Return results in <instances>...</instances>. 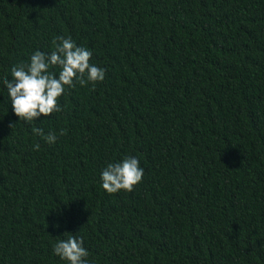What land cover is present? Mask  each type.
I'll return each mask as SVG.
<instances>
[{
    "label": "trees",
    "instance_id": "trees-1",
    "mask_svg": "<svg viewBox=\"0 0 264 264\" xmlns=\"http://www.w3.org/2000/svg\"><path fill=\"white\" fill-rule=\"evenodd\" d=\"M57 37L105 78L31 124L0 83V264H64V233L90 264H264V0H0V81Z\"/></svg>",
    "mask_w": 264,
    "mask_h": 264
},
{
    "label": "clouds",
    "instance_id": "clouds-1",
    "mask_svg": "<svg viewBox=\"0 0 264 264\" xmlns=\"http://www.w3.org/2000/svg\"><path fill=\"white\" fill-rule=\"evenodd\" d=\"M92 52L78 46L70 37H57L50 53L34 51L27 62L13 65L10 78L3 84L10 102L12 113L19 123H35L41 117H48L61 111L58 99L66 89L79 83L82 87L91 84L93 88L105 78V70L90 63ZM34 134L46 143L54 144L57 135L45 134L41 128H33ZM61 130L60 135H63ZM37 148L39 145L36 146ZM144 176L140 160L133 155H125L118 161L109 162L100 172V187L107 194L121 191L131 192ZM59 228L57 223L53 225ZM55 240L52 254L64 264H90L88 250L81 236L69 234Z\"/></svg>",
    "mask_w": 264,
    "mask_h": 264
}]
</instances>
